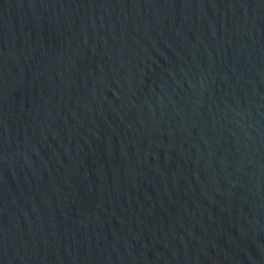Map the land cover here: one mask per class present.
<instances>
[{
  "label": "water",
  "instance_id": "1",
  "mask_svg": "<svg viewBox=\"0 0 264 264\" xmlns=\"http://www.w3.org/2000/svg\"><path fill=\"white\" fill-rule=\"evenodd\" d=\"M0 264H264V0H0Z\"/></svg>",
  "mask_w": 264,
  "mask_h": 264
}]
</instances>
